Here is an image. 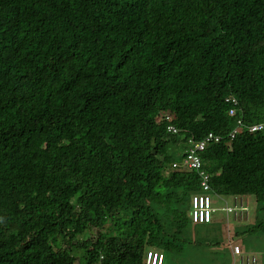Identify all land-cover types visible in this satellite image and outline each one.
Listing matches in <instances>:
<instances>
[{
    "label": "trees",
    "instance_id": "trees-1",
    "mask_svg": "<svg viewBox=\"0 0 264 264\" xmlns=\"http://www.w3.org/2000/svg\"><path fill=\"white\" fill-rule=\"evenodd\" d=\"M261 123L264 0H0V264L221 246L188 216L199 174L172 168L208 133L211 193L252 197L264 237Z\"/></svg>",
    "mask_w": 264,
    "mask_h": 264
},
{
    "label": "built area",
    "instance_id": "built-area-1",
    "mask_svg": "<svg viewBox=\"0 0 264 264\" xmlns=\"http://www.w3.org/2000/svg\"><path fill=\"white\" fill-rule=\"evenodd\" d=\"M226 102L231 103L232 106H236L237 100L235 98H227ZM230 117L236 115L235 108L232 107L228 111ZM238 128L231 131L229 137L231 140L238 135L241 128V120H237ZM168 131L176 133L177 130L173 126L168 127ZM249 133H254L257 131L264 132V123L252 125L248 128ZM221 138L215 136L212 133H208L201 140L189 139L187 141L186 149L183 154L182 163H173L172 168L177 167L185 168L189 171H196L200 180V192L198 194H193L190 200V211L189 217L193 224H207L212 221L213 215L217 211L224 212L225 214L233 215L234 219L245 218V220L250 219V214L252 211L251 199L249 196L245 197H233V206H223L221 208H215L212 202V193L209 185L210 176L205 173L202 169L201 154L206 150L208 145L211 143L220 142ZM232 256L235 258L236 264H257V258L253 254L245 253L239 245H234L230 249ZM101 264V261L98 263ZM143 264H164V254L163 251L159 249H148L144 253Z\"/></svg>",
    "mask_w": 264,
    "mask_h": 264
},
{
    "label": "rangeland",
    "instance_id": "rangeland-1",
    "mask_svg": "<svg viewBox=\"0 0 264 264\" xmlns=\"http://www.w3.org/2000/svg\"><path fill=\"white\" fill-rule=\"evenodd\" d=\"M183 154V147L172 150V158L176 162L182 163ZM250 199L253 210L251 211L249 220H245V218H243V220L239 218H227L221 211H217L214 214L215 220L213 221L212 228L218 230V238L224 239V243H222L221 246L217 248L208 245L206 247L203 245L195 248L192 247L191 253H187L181 257H171L166 252H163L164 264H233V256L229 248L234 245H239L241 249L246 252L255 253L259 257L260 263L264 264V237L257 235L254 226H252V231L245 227V225L254 224L253 219H255L256 215L260 214L258 213L255 215L254 201L252 197H250ZM230 201L231 199L229 197L223 199L216 198L214 207L221 208L222 204L230 203ZM242 222H245L246 224H243ZM200 228L202 230L203 226ZM235 231L239 234L236 237L234 234ZM201 232H203V230ZM96 233V230H93L92 235L87 237L96 238ZM85 240H87V238Z\"/></svg>",
    "mask_w": 264,
    "mask_h": 264
},
{
    "label": "clouds",
    "instance_id": "clouds-1",
    "mask_svg": "<svg viewBox=\"0 0 264 264\" xmlns=\"http://www.w3.org/2000/svg\"><path fill=\"white\" fill-rule=\"evenodd\" d=\"M174 163H179V162H174ZM193 196V195H192ZM233 197H235V196H233ZM233 197H229L230 199H231V201H230V203H224V204H222L221 205V207H223V206H226V205H228V206H233ZM238 197V196H237ZM241 197H245V196H241ZM216 198H220V199H223V198H226V197H222V196H216L215 194L213 195L212 194V202H213V206H214V204L216 203L215 202V199ZM228 198V197H227ZM220 202V201H219ZM218 202V203H219ZM252 210H253V208H252ZM190 211V210H189ZM224 213V212H223ZM225 214V213H224ZM226 215V217L228 218H234L233 217V215H231V214H225ZM188 216H189V212H188ZM190 218V217H189ZM191 220V219H190ZM215 219H214V215H213V218H212V221L211 222H209V223H213V221H214ZM192 222V221H191ZM209 223H207V224H209ZM243 224H246L245 222H242ZM193 224V223H192ZM195 225V224H194ZM199 225V224H198ZM200 225H205V224H200ZM224 240V239H223ZM227 244V243H226ZM231 244V243H230ZM152 249V248H151ZM231 249V246H230V248H229V250ZM243 250V249H242ZM162 251V250H161ZM244 251V250H243ZM231 252V251H230ZM245 253H250V254H253L254 256H256V258H257V264H261L260 263V261H259V257L255 254V253H253V252H246V251H244ZM232 254V253H231ZM234 257H233V264H236V261H234ZM143 262H144V256H143ZM101 264H102V262H101Z\"/></svg>",
    "mask_w": 264,
    "mask_h": 264
}]
</instances>
